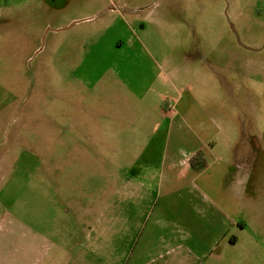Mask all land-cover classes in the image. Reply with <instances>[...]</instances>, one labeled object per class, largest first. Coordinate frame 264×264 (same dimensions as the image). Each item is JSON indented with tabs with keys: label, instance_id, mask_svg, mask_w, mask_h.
<instances>
[{
	"label": "rangeland",
	"instance_id": "374dc122",
	"mask_svg": "<svg viewBox=\"0 0 264 264\" xmlns=\"http://www.w3.org/2000/svg\"><path fill=\"white\" fill-rule=\"evenodd\" d=\"M172 105L211 154L205 243L127 188ZM0 264H264V0H0Z\"/></svg>",
	"mask_w": 264,
	"mask_h": 264
},
{
	"label": "crops",
	"instance_id": "0c3cea01",
	"mask_svg": "<svg viewBox=\"0 0 264 264\" xmlns=\"http://www.w3.org/2000/svg\"><path fill=\"white\" fill-rule=\"evenodd\" d=\"M162 112L165 118L170 120V126L166 132L167 141L160 146L153 147L150 145L143 148L142 154H140L138 158H135L130 165L127 188L130 190L135 187V185H143L148 192L158 195L156 205L160 212V216L155 219L152 225H165L168 223L170 219L169 217L165 218L163 216L164 214L169 215L174 213L180 215L182 218L185 217L186 220L192 221V230L196 232L195 234H197L199 242L205 243V239L208 240V238H212L210 233L211 224L206 221L208 216H201V218L199 216L193 217L190 215V212L195 210L196 206L197 209H200L197 203L198 200L203 201L206 197L198 190L197 184L195 183L198 177L204 172L205 168L201 170L195 169L191 164V158L199 150H202L205 156H210L211 154L206 146L197 140L198 136H196L194 131L184 121L183 117L176 111L175 105L169 106L166 109L162 108ZM96 124H98L97 121ZM174 133L184 139L187 138V143L172 144L171 136ZM78 150L83 153L87 151L85 146L78 148ZM158 152H160L159 158L155 157ZM65 199V203L69 205V209L72 208V210L79 215V220L81 222L83 221L86 224L85 216L90 213L93 215L95 214V227L100 225L99 228H101L102 224L105 223L104 219L106 217L102 206L96 204L95 208L89 207L80 199L70 196H65ZM211 206H214V204ZM204 213L210 214V210ZM173 222H175V220H173ZM169 225H171V223ZM181 240L182 239L179 238H175V240H166L165 245L166 248H168L167 250L171 251L178 247L184 248ZM81 247H83V249L80 250L78 255H74V260L78 263H81L82 258L86 260L88 243L84 242V244H81ZM192 257H194V255H192ZM139 262L142 261H138V263Z\"/></svg>",
	"mask_w": 264,
	"mask_h": 264
},
{
	"label": "trees",
	"instance_id": "16d2710c",
	"mask_svg": "<svg viewBox=\"0 0 264 264\" xmlns=\"http://www.w3.org/2000/svg\"><path fill=\"white\" fill-rule=\"evenodd\" d=\"M191 164L197 170H201L207 166V159L202 150H199L195 155L192 156Z\"/></svg>",
	"mask_w": 264,
	"mask_h": 264
}]
</instances>
